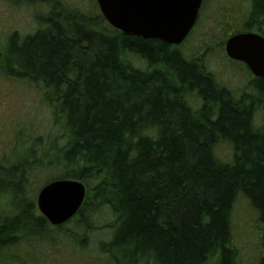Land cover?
<instances>
[{"label": "trees", "instance_id": "1", "mask_svg": "<svg viewBox=\"0 0 264 264\" xmlns=\"http://www.w3.org/2000/svg\"><path fill=\"white\" fill-rule=\"evenodd\" d=\"M92 2L86 11L50 0L31 32L0 39V76L40 85L52 119L43 132L19 116L0 138V264H39L33 244L71 222L80 241L109 231L97 245L105 264H240L231 226L239 196L257 214L264 264V80L235 94L186 56L199 16L180 45H167L112 28ZM246 4L231 36L264 37V0ZM219 142L231 146L230 161L216 155ZM61 179L81 181L85 199L51 226L36 193ZM98 214L112 219L95 227Z\"/></svg>", "mask_w": 264, "mask_h": 264}, {"label": "rangeland", "instance_id": "2", "mask_svg": "<svg viewBox=\"0 0 264 264\" xmlns=\"http://www.w3.org/2000/svg\"><path fill=\"white\" fill-rule=\"evenodd\" d=\"M49 1L31 3L28 0H0V39L14 30L20 34L31 32L35 27V14L44 12V3ZM59 1L86 11L93 9V0ZM204 4L201 16L200 12L198 14L199 22L181 49L186 56L200 58L205 68L235 94L251 91L249 83L252 75L239 62L226 56V41L220 45L239 26L247 9L246 0H206ZM262 100L264 103V96ZM28 114L32 115L39 131L46 132L51 127L50 107L44 102L42 87L0 76V138L10 139L16 118ZM256 123L262 124V113L256 115ZM215 152L221 161L231 160L232 148L228 143L219 142L215 146ZM111 219L108 214H98L92 219V223L99 227ZM256 219V212L246 199L239 196L233 206L231 226L233 241L239 250L240 264H256L260 256ZM82 232L83 228H76L74 222L66 224L61 231L52 230L45 240L33 244L38 263L105 264V258L97 252V245L99 241L110 237L109 231L92 228L87 232L86 239L80 241L79 235ZM215 262L211 259L206 264Z\"/></svg>", "mask_w": 264, "mask_h": 264}, {"label": "water", "instance_id": "3", "mask_svg": "<svg viewBox=\"0 0 264 264\" xmlns=\"http://www.w3.org/2000/svg\"><path fill=\"white\" fill-rule=\"evenodd\" d=\"M100 14L127 36L180 45L193 29L202 0H95ZM226 56L243 63L255 78L264 80V37L255 32L230 36ZM86 194L85 185L61 179L42 186L36 207L51 226H60L77 214Z\"/></svg>", "mask_w": 264, "mask_h": 264}, {"label": "flooded vegetation", "instance_id": "4", "mask_svg": "<svg viewBox=\"0 0 264 264\" xmlns=\"http://www.w3.org/2000/svg\"><path fill=\"white\" fill-rule=\"evenodd\" d=\"M202 4H203V0H202V3H201V6H202ZM201 8V7H200ZM199 11H200V9H199ZM199 14V13H198ZM198 19V18H197ZM197 22V21H196ZM196 24V23H195ZM195 26V25H194ZM194 28V27H193ZM192 31V30H191ZM256 33V32H255ZM190 34V33H189ZM233 61V60H232ZM234 62H236V61H234ZM239 63H241V62H239ZM243 64V63H242ZM244 65V64H243ZM245 66V65H244ZM246 67V66H245ZM251 74V73H250ZM252 75V74H251ZM252 77L254 78V79H260V78H255L253 75H252Z\"/></svg>", "mask_w": 264, "mask_h": 264}]
</instances>
